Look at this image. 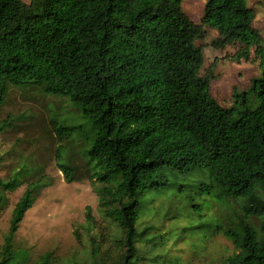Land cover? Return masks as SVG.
<instances>
[{
    "label": "trees",
    "instance_id": "obj_1",
    "mask_svg": "<svg viewBox=\"0 0 264 264\" xmlns=\"http://www.w3.org/2000/svg\"><path fill=\"white\" fill-rule=\"evenodd\" d=\"M184 1L0 0V112L11 86H38L68 98L94 124L85 155L99 209L119 233L112 245L89 251L90 264H187L159 248L157 229H139L146 195L170 187L165 169L183 176L207 170L213 201L239 205L234 227L214 226L235 247L222 264H264V39L245 0H207L202 25L185 14ZM204 27L219 33L214 48H238L234 61L250 60L255 48L260 62V77L232 108L213 98L211 74L200 75ZM11 125L0 124V134ZM72 130L57 128L59 142ZM62 150L58 167L73 182L75 168L59 162ZM23 176L0 178V217ZM47 186L44 178L29 183L16 203L0 264H62L52 253L34 263L16 246ZM86 216L94 222L91 208ZM253 217L263 219L259 229Z\"/></svg>",
    "mask_w": 264,
    "mask_h": 264
},
{
    "label": "rangeland",
    "instance_id": "obj_2",
    "mask_svg": "<svg viewBox=\"0 0 264 264\" xmlns=\"http://www.w3.org/2000/svg\"><path fill=\"white\" fill-rule=\"evenodd\" d=\"M29 4L32 0H22ZM255 12L254 27L264 39V0H245ZM207 0H185L183 10L197 25H202ZM206 37L197 43L204 51L201 76L211 74V94L224 108H232L237 95L248 91L253 80L260 77V62L252 49L250 60L234 61L237 47L225 50L213 47L219 33L204 27ZM254 97L248 106L256 107ZM12 124L0 134V178L7 180L24 171L23 185L7 194L8 207L0 217V251L8 234L12 212L27 185L40 178L47 187L40 191L34 207L27 213L17 236L18 249H28L35 263L52 253L60 263L90 264L89 251L100 243L113 244L119 230L99 209V197L93 185L91 166L85 155L94 141L95 127L68 98L47 94L42 87H10L8 98L0 112V124ZM74 128L60 143L56 129ZM91 144V145H90ZM62 146L61 164L75 168L73 182H68L58 167L57 149ZM170 187L146 195L140 231L157 229L160 249L187 264H222L235 252V247L222 233L215 232V224L231 228L241 215L239 205L214 202L213 179L196 172L183 176L165 169ZM143 199V200H144ZM186 205V209L182 206ZM187 203H192L187 205ZM193 205V207H192ZM91 208L94 222L88 224L87 210ZM260 228L263 219L251 218ZM145 239V238H144ZM146 243V242H144ZM156 243V244H157Z\"/></svg>",
    "mask_w": 264,
    "mask_h": 264
}]
</instances>
